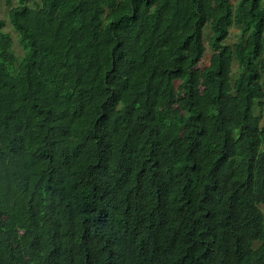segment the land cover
<instances>
[{"label":"trees","instance_id":"1","mask_svg":"<svg viewBox=\"0 0 264 264\" xmlns=\"http://www.w3.org/2000/svg\"><path fill=\"white\" fill-rule=\"evenodd\" d=\"M31 1L21 58L0 20V264H264V0Z\"/></svg>","mask_w":264,"mask_h":264},{"label":"rangeland","instance_id":"2","mask_svg":"<svg viewBox=\"0 0 264 264\" xmlns=\"http://www.w3.org/2000/svg\"><path fill=\"white\" fill-rule=\"evenodd\" d=\"M13 3L11 5H8L7 0H0V20H4L6 22V28L4 29V32L8 33L11 35L13 41H14V52L18 57H22L24 55V50L21 47L18 34L17 32L13 29V27L10 25L8 21V13L10 9L14 6H17V0H12ZM240 0H232L234 5H237ZM38 4H40V0H32L30 2L31 7H36ZM212 32L210 30V27L207 26L204 32V37H205V45H206V54L202 60L201 67H204L209 64L210 58L213 54V50L211 49L209 45V41L211 38ZM240 35V29L233 27L231 29V33L229 38L226 40V44L232 45L234 42H236L239 39Z\"/></svg>","mask_w":264,"mask_h":264}]
</instances>
